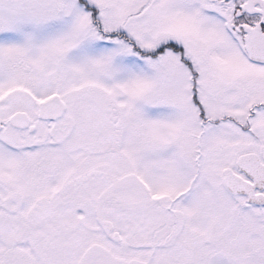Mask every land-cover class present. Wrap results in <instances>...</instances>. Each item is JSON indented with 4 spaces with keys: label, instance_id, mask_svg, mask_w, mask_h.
<instances>
[{
    "label": "snow or ice",
    "instance_id": "6c2138e0",
    "mask_svg": "<svg viewBox=\"0 0 264 264\" xmlns=\"http://www.w3.org/2000/svg\"><path fill=\"white\" fill-rule=\"evenodd\" d=\"M0 264H264V0H0Z\"/></svg>",
    "mask_w": 264,
    "mask_h": 264
}]
</instances>
